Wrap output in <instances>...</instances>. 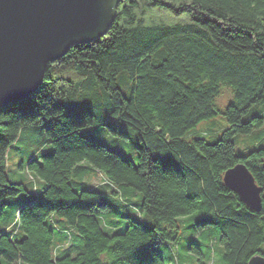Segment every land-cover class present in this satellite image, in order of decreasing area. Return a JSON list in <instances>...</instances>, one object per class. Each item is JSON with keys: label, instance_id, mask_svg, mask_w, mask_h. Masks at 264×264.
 <instances>
[{"label": "trees", "instance_id": "obj_1", "mask_svg": "<svg viewBox=\"0 0 264 264\" xmlns=\"http://www.w3.org/2000/svg\"><path fill=\"white\" fill-rule=\"evenodd\" d=\"M71 62L89 71L86 84L101 85L103 124L124 135L109 124L113 116L135 128L136 162L90 136L100 105H84L83 122L64 111L76 85L53 77L51 67ZM121 70L127 91L117 85ZM225 87L233 93L226 125L210 141L194 128L218 113ZM259 102L264 0H119L105 34L72 43L34 92L0 109V264H165L156 243L179 239L181 217L196 230L212 226L224 264L264 255L263 195L255 211L223 181L242 162L264 190V147L241 151L234 141L263 124L261 112H252ZM34 123L52 145L27 162L42 185L34 183L36 194L4 220L6 198L26 190L8 178V151ZM98 173L102 183L90 186ZM68 239L76 251L62 246Z\"/></svg>", "mask_w": 264, "mask_h": 264}, {"label": "water", "instance_id": "obj_2", "mask_svg": "<svg viewBox=\"0 0 264 264\" xmlns=\"http://www.w3.org/2000/svg\"><path fill=\"white\" fill-rule=\"evenodd\" d=\"M119 0H0V109L28 97L41 83L49 63L77 41L105 34ZM242 177L243 182L226 179ZM224 184L255 211L262 188L239 162L225 170ZM247 264H264L255 254Z\"/></svg>", "mask_w": 264, "mask_h": 264}, {"label": "rangeland", "instance_id": "obj_3", "mask_svg": "<svg viewBox=\"0 0 264 264\" xmlns=\"http://www.w3.org/2000/svg\"><path fill=\"white\" fill-rule=\"evenodd\" d=\"M51 72L53 77L69 79L76 85L75 90L63 100L65 104L64 111L69 113L70 110H74L76 106L79 105H100L101 110L98 112V115H96L95 124L93 125L95 131H91L90 136L95 140L107 144L110 148L120 151L136 162L138 136L135 128L113 116L110 117L112 122L109 124L114 130L122 132L124 135L117 134L111 128L103 124L108 121L105 110H103L106 99L99 83L91 87L86 84L88 75L90 74L89 71L79 69L74 62H71L66 64H53ZM117 85L123 91H127L128 83L126 70H121L118 73ZM94 89H97V91ZM232 99L233 93L231 89L225 87L215 101L218 113L212 118L199 121L194 128V132L202 133L208 140L213 141L215 135L219 134L226 125L223 112ZM252 112H261L264 116V103H255L252 107ZM19 137L20 139L17 140L8 151V178L13 182H22L26 190L6 198L8 205L6 206L4 220L9 219L14 207L19 202L28 200L36 194L33 189L34 183L39 187L42 185V181L36 173L28 168V160L33 156H37L38 159L39 155L47 154L52 151V145L48 141L42 125L39 123L30 124L22 128ZM234 141L237 149L241 151H245L252 146L264 147V122L250 133L235 134ZM102 181L103 174L98 173L97 177L90 179V182L88 181V184L90 186H96L102 183ZM262 195L264 197V190ZM111 200L114 203H118L119 206L115 205L118 209L121 207L129 214H133L125 204L122 203V205L120 203L116 196L111 195ZM109 214L110 212H106V215ZM142 216L145 221H148V217L145 213H142ZM118 222L120 225H124L122 219H118ZM179 223L181 231L177 241L160 239L156 243V248L161 251L165 264H199L200 260L206 261L204 256H207L209 252L210 260L207 261L206 264H224L220 259L222 247L218 242L216 231L212 226H206L196 230L189 226L186 217H181ZM62 246L69 247L72 251L78 249L76 241L73 242L69 239L65 241V243L63 242Z\"/></svg>", "mask_w": 264, "mask_h": 264}, {"label": "snow or ice", "instance_id": "obj_4", "mask_svg": "<svg viewBox=\"0 0 264 264\" xmlns=\"http://www.w3.org/2000/svg\"><path fill=\"white\" fill-rule=\"evenodd\" d=\"M70 116H72L74 119H77L81 122H83L84 120V117L88 114L87 113V109L85 106L83 105H79V106H76V108L74 110H70L69 112ZM89 129L91 131H95V128L92 126V125H88ZM226 179H232V180H236L240 183L243 182V178L242 177H237V176H230V177H227ZM264 187V186H262Z\"/></svg>", "mask_w": 264, "mask_h": 264}]
</instances>
